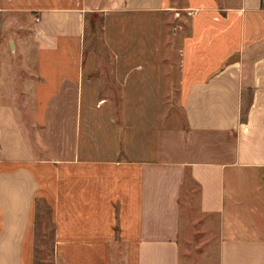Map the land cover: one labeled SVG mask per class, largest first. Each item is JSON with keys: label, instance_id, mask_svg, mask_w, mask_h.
Wrapping results in <instances>:
<instances>
[{"label": "crops", "instance_id": "crops-1", "mask_svg": "<svg viewBox=\"0 0 264 264\" xmlns=\"http://www.w3.org/2000/svg\"><path fill=\"white\" fill-rule=\"evenodd\" d=\"M0 11L35 43L0 70V264H189L207 221L217 264H264V0Z\"/></svg>", "mask_w": 264, "mask_h": 264}, {"label": "rangeland", "instance_id": "rangeland-1", "mask_svg": "<svg viewBox=\"0 0 264 264\" xmlns=\"http://www.w3.org/2000/svg\"><path fill=\"white\" fill-rule=\"evenodd\" d=\"M33 23L26 16L19 13H4L0 11V70L14 71L19 75V80L26 76L24 65H33L35 43L32 37ZM90 34L91 28L87 27ZM163 113H166L164 104L162 103ZM165 117V115H164ZM49 219V217H48ZM210 221L203 222L202 225H193L187 227L185 231V239L181 243L183 261L189 264H217L216 248L217 239L215 228L210 231L204 227ZM211 224V223H210ZM40 231V230H39ZM40 233V232H39ZM37 235V242H42L41 237ZM41 246V244L39 245ZM45 247V246H44ZM39 247V251L46 250V247ZM42 249V250H41ZM48 252V250H46ZM49 253V252H48ZM190 254L189 258L186 254ZM185 255V256H184ZM50 257L49 255H46ZM45 257V259L47 258ZM48 259V258H47ZM44 264H53V260H43ZM37 264H42V260H37Z\"/></svg>", "mask_w": 264, "mask_h": 264}, {"label": "trees", "instance_id": "trees-1", "mask_svg": "<svg viewBox=\"0 0 264 264\" xmlns=\"http://www.w3.org/2000/svg\"><path fill=\"white\" fill-rule=\"evenodd\" d=\"M246 108H248V105H247V107Z\"/></svg>", "mask_w": 264, "mask_h": 264}]
</instances>
